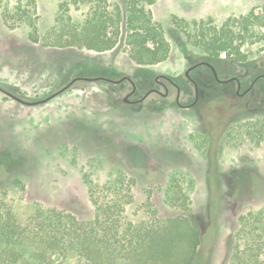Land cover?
I'll list each match as a JSON object with an SVG mask.
<instances>
[{
    "label": "rangeland",
    "instance_id": "1",
    "mask_svg": "<svg viewBox=\"0 0 264 264\" xmlns=\"http://www.w3.org/2000/svg\"><path fill=\"white\" fill-rule=\"evenodd\" d=\"M11 1L9 11L0 8V84L27 102L46 99L87 72L137 75L146 66L153 75L177 74L214 51L208 50L214 31L224 41V28L242 31L235 45L245 51L246 67L264 70L258 22L264 0H158L129 29L119 18L124 0H107L99 11L84 4L65 11L64 0ZM19 5L31 21H6L19 15ZM109 16L118 18L109 20L116 21V32L108 26L94 48L83 45L91 19L102 24ZM136 32L145 34L144 43ZM229 64V73L241 66ZM122 95L118 86L94 80H78L40 104L0 90V215L22 223L43 215L89 224L96 215L112 214L122 215L124 227L190 215L201 232L202 261L264 264V141L228 147L210 168L196 147L195 129L206 126L204 117L222 115V104L203 102L187 115L170 108L153 113L127 106ZM114 103L121 107L118 116ZM68 249L63 262L85 263L82 250ZM52 259L62 261L56 254Z\"/></svg>",
    "mask_w": 264,
    "mask_h": 264
},
{
    "label": "trees",
    "instance_id": "2",
    "mask_svg": "<svg viewBox=\"0 0 264 264\" xmlns=\"http://www.w3.org/2000/svg\"><path fill=\"white\" fill-rule=\"evenodd\" d=\"M157 1L124 0L126 13L120 14L119 18L126 22L128 29L134 27L133 23L139 18L138 15L141 13L146 16V13H150V6ZM11 2L0 0V8L9 11ZM83 4L92 5L99 11L103 4H107V0H64L60 8L68 11L72 5ZM18 10L19 15H8L6 21H31L30 11L23 9L21 5ZM115 18L109 16L102 24L95 22L101 18L91 19L92 23L86 29L83 45L94 48L95 38L108 35V26L113 27L116 32V21L109 25V20H118ZM258 22L264 28V16ZM243 32L249 33L247 27L243 28ZM214 33L216 35L208 45V50L213 48L214 51H209L208 54L220 58L227 56L247 59L245 51H241V46L235 45V36L238 39L241 30L236 34L235 31L224 28L221 32L224 41L220 32ZM159 34L162 36L161 32ZM134 37L143 43L147 39L145 34L137 32ZM202 37L206 38L205 35ZM104 49L98 47V50ZM140 64H146L145 59L140 61ZM173 204H176V201ZM54 221L43 215H32L22 223L10 215H0V264H68L63 262L64 254L70 251L68 247L83 251L86 259L84 264H207V261H202L200 252L201 232L190 215H178L167 221L159 218L152 223L129 222L128 227L121 224L122 215L112 214L96 215L94 222L89 224H81L74 217L70 220L56 218ZM68 230L69 236L66 234ZM72 230H80L75 233L78 235L76 241L70 236ZM99 234L102 235L101 238H98ZM54 254L60 256L62 261L52 259Z\"/></svg>",
    "mask_w": 264,
    "mask_h": 264
},
{
    "label": "flooded vegetation",
    "instance_id": "3",
    "mask_svg": "<svg viewBox=\"0 0 264 264\" xmlns=\"http://www.w3.org/2000/svg\"><path fill=\"white\" fill-rule=\"evenodd\" d=\"M261 58L264 61V53ZM218 59L223 61L220 66L215 62ZM189 63L186 69L177 74L153 75L150 68L143 66L134 71L137 75L124 72L111 74L110 77L99 75L88 77L89 72H87L85 76H79L84 79L78 80L102 81L114 87L118 86L121 95L123 94V102L127 106H146L153 113H160L170 108L187 115L203 102L222 104V115L214 112L215 117L206 118V120L204 117L206 126L195 129L198 134L196 147L209 157L210 168L218 166L217 157L228 147H241L246 141L253 142L255 145L262 144L264 141V70L257 72L246 67L247 60L227 56L220 58L210 54ZM229 63L241 66L239 69H233L234 73H229L231 69L226 67L230 65ZM61 89L46 99L27 102L18 97L13 88L0 84V90L3 93L28 104L47 102L68 88L62 91ZM113 106L116 107L115 113L118 116L121 107L117 103ZM209 109L212 111L211 107ZM220 118L223 120H219ZM242 162L245 163V161ZM175 163L184 165L182 157H177ZM234 168L238 171L245 170L243 165H235Z\"/></svg>",
    "mask_w": 264,
    "mask_h": 264
},
{
    "label": "water",
    "instance_id": "4",
    "mask_svg": "<svg viewBox=\"0 0 264 264\" xmlns=\"http://www.w3.org/2000/svg\"><path fill=\"white\" fill-rule=\"evenodd\" d=\"M78 79H84V77H78V78L73 79L68 85H66L63 89H61V91L64 90V89L69 88Z\"/></svg>",
    "mask_w": 264,
    "mask_h": 264
}]
</instances>
